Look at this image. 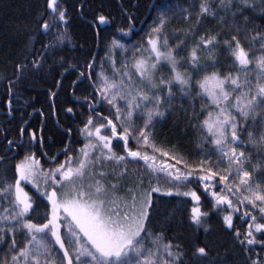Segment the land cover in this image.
Here are the masks:
<instances>
[{
  "label": "snow or ice",
  "instance_id": "6c2138e0",
  "mask_svg": "<svg viewBox=\"0 0 264 264\" xmlns=\"http://www.w3.org/2000/svg\"><path fill=\"white\" fill-rule=\"evenodd\" d=\"M89 7L88 0H79L86 19ZM153 8L157 15L141 40L126 42L139 33L135 13L125 9L126 22L115 28L118 35L105 43L103 56L89 53L83 70L71 65L77 70L72 94L83 103L64 111L79 120V149L71 148L72 125L65 127L59 118L69 139L51 155L43 126L29 128L28 150L13 160L9 180L10 153L24 147L19 137L26 130L19 128L15 140L5 135L0 264H264V0H194L180 6L179 14L167 0ZM181 17L186 27L170 43L169 20ZM113 21L101 7L89 23L99 38L101 26L107 30ZM213 21L215 26L204 27ZM71 22L65 0H46L25 45L30 55L14 62L10 89L27 76L68 70L57 48ZM81 86L91 93L77 96ZM194 89L206 105L199 110ZM186 97L200 132L201 158L195 161L156 139L157 125ZM7 111H14L11 99ZM26 185L35 189V198ZM157 193L195 202L187 235L167 236L174 215L158 218ZM209 197V209L202 210V198ZM38 201L45 207L39 222ZM212 216L221 219L231 239L223 256L197 236L201 228L209 231Z\"/></svg>",
  "mask_w": 264,
  "mask_h": 264
},
{
  "label": "trees",
  "instance_id": "16d2710c",
  "mask_svg": "<svg viewBox=\"0 0 264 264\" xmlns=\"http://www.w3.org/2000/svg\"><path fill=\"white\" fill-rule=\"evenodd\" d=\"M162 0H88L89 10L87 11V19L80 14L78 8L79 0H65V6L69 9L72 17L71 25L68 29L69 36L58 46V55L64 56L68 70L64 75L63 69H60L61 75L53 71H47L25 77L23 81H16L14 86L9 88V81L14 80L12 76L14 70V62L22 57L30 55L31 49H26L29 38L37 29L36 21L43 15L46 0H0V150L7 147L5 135L9 139L18 138V129L25 128V135L19 137L24 142L23 148L13 149L10 153V159L7 165V176L9 180L12 178L13 160L18 161L28 150V130L29 128L39 129L43 126V134L45 137V150L49 155L53 151H59L63 144L68 141V137L64 136L63 130L57 125V118L65 127L70 124L73 127L71 134V148L79 149L84 142V136L78 132L77 125L79 120L73 122L71 114H65L66 106H74L79 108L83 101H78L73 96V81L76 80L77 70L71 67L72 64H79L81 70L84 59L89 53H94L98 57L103 56L105 43L110 40L111 35L116 34L115 28L125 23L124 10L135 13L136 27H140L139 34L135 38H129L126 42L131 45L135 41L141 40L149 31L153 19L157 13L153 6L161 3ZM176 6L175 11L179 14L180 6L194 2V0H167ZM103 8L104 14H111L114 17L113 26L104 29L101 26L100 37L94 35L93 28L89 20L94 16L98 9ZM258 23L260 21H257ZM186 21L181 19H170L167 25L169 29V42L172 43L173 34H181L180 30L186 27ZM216 22L204 27H213ZM190 38V37H189ZM40 38L38 37V40ZM98 44V47H94ZM39 49L40 45H35ZM226 59V57H220ZM47 63H52L49 58ZM107 67V65H105ZM223 70V69H221ZM166 74V73H165ZM64 75V76H63ZM59 81V86L57 84ZM91 88L84 86L76 92L77 96L85 93L90 94ZM198 89H194L192 96L195 98V107L197 110L204 105V102L196 95ZM50 92H56L55 98L50 96ZM12 100L13 113L8 114V100ZM55 100L53 107L52 101ZM176 109L174 114L166 116L162 123L157 125V142L161 146L168 148L172 144L176 145L190 161H195L201 157L196 155L201 152L200 132L194 126L195 121L192 117V103L189 98L177 99L175 101ZM182 105V108H181ZM35 109V111H34ZM183 109V110H182ZM41 112L44 115H41ZM27 120V124L24 121ZM82 127V125H80ZM116 146V141H113ZM32 151L40 156L41 149L35 145ZM117 151L119 149L117 148ZM63 159V156L60 157ZM46 158H42L41 162L45 163ZM47 164H45L46 166ZM130 167H133L130 165ZM138 171H143V163L135 166ZM4 169H0L3 172ZM195 187V186H193ZM30 195L35 198V189L30 185L27 186ZM198 192L200 189H197ZM154 203L157 207L158 218L174 215V220L169 225L170 229L166 234L169 238H174L183 232L187 235L190 229L189 216L191 208L195 205L194 201H190L187 197H166L161 194H153ZM209 198H202V210L209 209ZM39 203V201H38ZM45 207L43 203H39L37 215L34 219L39 222L43 219ZM209 231L206 233L201 228L197 236L201 241L207 240L214 249L215 253L224 255L225 249H231V239L229 234L224 230L222 221L219 217L212 216L208 220ZM239 226V225H238ZM231 258V257H229Z\"/></svg>",
  "mask_w": 264,
  "mask_h": 264
},
{
  "label": "flooded vegetation",
  "instance_id": "af4514ba",
  "mask_svg": "<svg viewBox=\"0 0 264 264\" xmlns=\"http://www.w3.org/2000/svg\"><path fill=\"white\" fill-rule=\"evenodd\" d=\"M135 27H136V26H135ZM138 29H139V31H140V27H139V28H138V27L135 28L136 31H137ZM139 31H137V32H139ZM66 72H67V71H66ZM66 72H64V75L66 74ZM64 75H63V76H64ZM41 163H42V162H41ZM46 167H47V165H46Z\"/></svg>",
  "mask_w": 264,
  "mask_h": 264
},
{
  "label": "rangeland",
  "instance_id": "374dc122",
  "mask_svg": "<svg viewBox=\"0 0 264 264\" xmlns=\"http://www.w3.org/2000/svg\"><path fill=\"white\" fill-rule=\"evenodd\" d=\"M28 185L25 186V190L28 191V188H27ZM31 186V185H30ZM29 192V191H28Z\"/></svg>",
  "mask_w": 264,
  "mask_h": 264
},
{
  "label": "water",
  "instance_id": "95a60500",
  "mask_svg": "<svg viewBox=\"0 0 264 264\" xmlns=\"http://www.w3.org/2000/svg\"><path fill=\"white\" fill-rule=\"evenodd\" d=\"M137 31H139V29H138ZM128 39H129V38H128Z\"/></svg>",
  "mask_w": 264,
  "mask_h": 264
}]
</instances>
